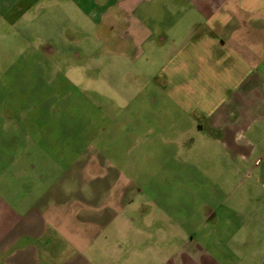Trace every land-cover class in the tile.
<instances>
[{"label": "crops", "instance_id": "crops-1", "mask_svg": "<svg viewBox=\"0 0 264 264\" xmlns=\"http://www.w3.org/2000/svg\"><path fill=\"white\" fill-rule=\"evenodd\" d=\"M52 2L117 30L120 58L145 71L132 77L176 109L164 116L250 158L245 134L264 122V0ZM79 175L72 167L29 207L0 193V264H264V208H122L128 190L114 193L116 179L85 186Z\"/></svg>", "mask_w": 264, "mask_h": 264}, {"label": "rangeland", "instance_id": "rangeland-1", "mask_svg": "<svg viewBox=\"0 0 264 264\" xmlns=\"http://www.w3.org/2000/svg\"><path fill=\"white\" fill-rule=\"evenodd\" d=\"M88 24L72 5L0 0V193L11 206L75 167L85 186L116 179L122 208H264V122L245 134L250 158L229 155L214 133L164 116L176 109L132 77L144 70L120 58L117 30Z\"/></svg>", "mask_w": 264, "mask_h": 264}]
</instances>
